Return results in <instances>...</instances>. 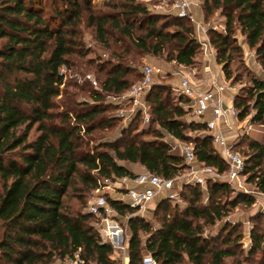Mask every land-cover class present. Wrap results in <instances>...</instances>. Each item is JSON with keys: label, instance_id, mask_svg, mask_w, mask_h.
Listing matches in <instances>:
<instances>
[{"label": "trees", "instance_id": "trees-1", "mask_svg": "<svg viewBox=\"0 0 264 264\" xmlns=\"http://www.w3.org/2000/svg\"><path fill=\"white\" fill-rule=\"evenodd\" d=\"M203 11L207 20L216 14L225 18V31H210L208 39L228 80H240L233 64L247 69L237 31L264 66V0H204ZM161 19L138 0L102 6L93 0H0V264H53L77 253L84 264H118L114 247L102 241L93 222L99 217L73 210L67 201L75 198L85 207L103 180L134 177L126 163L164 179L185 174L188 165L164 132L192 144L199 163L228 171L206 125L185 120L189 101L173 85L157 83L146 96L151 115L146 127L134 125L144 122L142 116L123 126L116 106L107 103L108 96L125 93L141 79L145 55L201 67L202 45L189 20ZM88 29L109 59L89 58ZM81 66L93 71L94 80H67L63 68L72 75ZM250 81L234 106L240 120L253 110L252 121L264 124V79ZM84 139L95 141L93 149L79 153ZM245 140L235 146L240 154ZM241 155L245 182L264 194V142L248 140ZM179 196L187 202L182 210H172L166 197L157 203L152 214L164 212L158 227L129 204L106 198L120 217L129 216V263L143 264L145 252L158 264H226L237 257L240 231L230 230L219 245L206 229L239 205L252 206L254 197L222 179H208L204 187L183 184ZM251 237V256L259 253L264 264V233L252 231Z\"/></svg>", "mask_w": 264, "mask_h": 264}, {"label": "built area", "instance_id": "built-area-1", "mask_svg": "<svg viewBox=\"0 0 264 264\" xmlns=\"http://www.w3.org/2000/svg\"><path fill=\"white\" fill-rule=\"evenodd\" d=\"M168 1L176 17L188 19L196 25L198 34L201 37L200 42L206 47V56H215L216 52L209 40L206 41L202 37H208L210 31H225L223 25L211 23V21H196L192 11V0ZM169 73L180 77L178 84L173 86L175 92L189 101L186 109L190 111L193 120L206 125L217 152L228 165L226 173H219L215 168L198 162L192 144L176 140L173 148L179 151L186 165H188V181L186 183L204 186L208 179H222L242 188V183L245 182V179L242 180L245 159L235 149V146L244 136L249 134L253 128V123H245L241 128L242 133L232 138L221 130V124L226 122V119L240 121L239 112L235 106H226L222 100L224 93L231 87V83L226 80L220 81L218 76L201 80L195 76L196 74L184 70L183 67ZM169 73L158 65H144L141 69L142 77L138 82L123 94L108 96V103L116 106V114L123 120V126H127L138 116H142L146 123L150 122V107L144 97L153 90L159 77ZM209 112L211 117H207ZM111 183H114V186H111ZM130 183L132 185H129ZM235 185L233 186L236 187ZM182 187L183 184H178L176 179H164L149 171L138 173L134 177L118 178L114 181L105 179L102 181L101 186L93 191L96 200L87 210L101 219L99 231L102 241L111 243L113 247L121 246L124 229L114 217H110L111 213L115 211L106 201L105 193L102 194V190L113 189L115 191V189H118L120 193L115 198L120 202L129 204L130 207L135 209V214L143 216L142 212L149 208V205L155 201L158 195L163 193V197L174 200L179 196ZM70 263L84 264L78 253L75 258L70 260ZM124 264H130L129 256L124 258ZM143 264L158 263L151 254L145 252Z\"/></svg>", "mask_w": 264, "mask_h": 264}, {"label": "rangeland", "instance_id": "rangeland-1", "mask_svg": "<svg viewBox=\"0 0 264 264\" xmlns=\"http://www.w3.org/2000/svg\"><path fill=\"white\" fill-rule=\"evenodd\" d=\"M108 0H93V3L97 6H102L104 3H106ZM147 5L149 11L153 14H158L160 17H162L161 21L164 20H169V21H174V13L171 10V7L169 5L168 0H138ZM195 1L192 0V11L194 14V17L196 21L201 22L200 19L198 18L197 13L195 12ZM211 23H215L218 25H223L224 29V22L225 18L222 17L220 14L214 15L211 19H209ZM186 24L192 25L194 28V34L195 37L198 39L200 42V35L198 34L196 25L192 22L185 21ZM91 29L86 30L85 33V43L87 48L91 50L89 54V58L94 59L95 61L98 60V58H101L103 60L109 59L110 55L107 51H105L98 43L97 41L93 38ZM237 37H239L238 41L240 45L242 46L241 42L244 39L240 31H237ZM203 38V37H202ZM201 43V42H200ZM202 45V52H201V60H202V65H196L194 68H189V67H183L184 70L190 71L194 74L197 75V72H201L202 70H199L200 68L203 69V65L207 59L206 56V47ZM243 49V48H242ZM215 53V52H214ZM216 54V53H215ZM243 59L244 63L247 65V69L241 67L239 63H235L232 65V69L234 71V76L237 75L240 77V80L237 83H233L232 80H228L226 77V81L230 82L231 87H229L225 93V95H233L235 94V89L236 92H243V89H246L251 86V81L250 77L251 76H256L259 78L264 79V66L261 65V63L258 61V57L256 55V52L254 49H249L246 47V49H243ZM212 60V68H213V76H218L220 81L224 80L223 74L219 71V68L217 66V63L215 62V58L211 57ZM141 67L147 64H152V65H158L161 66L167 73H169L172 70H177L175 68V65L173 62L167 61L165 57L159 58V57H153L151 55H145L140 59ZM221 66V69L223 67L222 63H219ZM140 67V69H141ZM200 67V68H199ZM246 67V66H245ZM67 76V80H72V81H77L81 84H83L86 80H89V77L94 80L95 76L93 74L92 70H89L88 67L81 66L78 69V74H72L69 75L70 72L67 71V69L64 68L63 70ZM82 73V75H79ZM172 73H169L167 75L161 76L157 79V83H168L170 85H173V77L171 76ZM180 78V77H179ZM90 81V80H89ZM178 84V83H174ZM73 89V88H71ZM144 100H146V97H144ZM171 101L177 102L178 101V96L176 95H171ZM107 103H108V98H107ZM252 105V102H251ZM251 114L247 116L245 119L240 120V121H235V124H231L230 126H225L221 128V130L225 134H229V137H234L235 135H238L242 133V127L245 125L247 122H252L253 123V128L250 130L249 134L244 136L247 140L241 142L242 144L240 146L241 149V154H244V151H246L247 148V143L248 140L250 139H256L260 142H264V124L261 123H254L252 121V116L254 114V111L251 110ZM134 120V119H133ZM185 120L187 122H190L193 120L191 113H189L186 117ZM132 122V121H131ZM122 125H123V120H122ZM150 123V122H149ZM149 123H146L145 121L142 122L140 121H135L134 125H138L139 128L146 127ZM129 124V123H128ZM234 132V133H233ZM192 136L196 135V132H190ZM147 137H151L147 136ZM243 137V138H244ZM164 139L168 141L172 147L176 143V140L173 139L169 134L164 132ZM95 142V141H94ZM94 142L91 141L89 142L88 139H84L81 147L79 149V153H85L88 150H92L94 146ZM173 151L176 153H179L177 149L173 148ZM126 165L131 168L134 173L138 174L141 172L147 171L142 165L140 164H131V163H126ZM188 170L185 172V174L181 175L180 177L176 178L178 184H186L188 181ZM243 181L245 177H242ZM232 185H235L234 183ZM111 186H114V183H111ZM236 186V185H235ZM204 187V186H203ZM234 187V186H233ZM183 188V187H182ZM181 188V191H182ZM237 191H243L246 194L252 195L255 199V203L252 206L246 207L245 205H239L237 208H235L232 213L228 216L225 217L224 219L217 221L215 225L207 227L206 229V235L209 237H215L217 238V243L219 245H222V242L224 241V237L228 234V232L232 229H237V231L241 232V240L239 241V248H234L238 256L237 257H230L226 259V264H259L260 262V254H256L255 256H251V249L253 248V240L251 237L252 231H260V233H264V194L260 193L253 184H248L246 182L242 183V188H239L238 186L234 187ZM106 191V192H105ZM180 191V192H181ZM105 193V197H117L119 196L120 191L118 189H109V190H102V194ZM162 199L159 198L157 201L159 202ZM96 200V196L93 192L87 196V206L81 207L79 202L75 198H71L70 200L67 201V204L70 205V207L73 210H78L81 209L82 211H88V207ZM154 202L149 205V208L145 210L143 213V216L147 221L152 223L154 227L159 226V217L163 215V211H159V217H155V215L152 214L153 211H156L157 209V203ZM204 203H209V200L207 197L204 198ZM171 208L172 210H182L184 206L187 205V202L181 197L178 196L176 199L170 201ZM142 215V214H141ZM110 217H114L118 221V223L122 226L124 229V236H123V242L121 246H115L113 257L117 261L118 264H124V258L126 256H129V246H128V241L130 239V232L127 230V221L128 217H120L117 213H111ZM94 224L100 229L101 226V219L99 218V221L97 219H93ZM143 238L145 236L143 235ZM264 245V243H263ZM53 264H71L70 260L68 261H61L57 260Z\"/></svg>", "mask_w": 264, "mask_h": 264}, {"label": "crops", "instance_id": "crops-1", "mask_svg": "<svg viewBox=\"0 0 264 264\" xmlns=\"http://www.w3.org/2000/svg\"><path fill=\"white\" fill-rule=\"evenodd\" d=\"M203 3H204V0H196L195 1V6H196V8H195V12L197 13V15H198V18L200 19V21L201 22H206V21H209V20H207L206 18H205V14H204V11H203ZM241 34V33H240ZM244 38V37H243ZM203 39L204 40H209L208 39V37H203ZM238 39H239V37H238ZM243 41L241 42V44H242V48L245 50L246 49V47H248L249 49H250V47L248 46V44L246 43V40H245V38L244 39H242ZM213 48V47H212ZM214 58H215V62L217 63V66H218V68H219V71L223 74V77H224V80H226L225 79V75H224V72H223V70L221 69V66H220V64L218 63V61H217V59H216V54H215V56H213ZM174 64H176L175 65V68H182V67H185V66H183V65H179V64H177V63H175V62H173ZM202 71L201 72H197V75L198 76H196L198 79H203V78H211L212 76H213V68H212V60H211V57H207V59H206V61H205V63H204V65H203V69H201ZM172 77H173V82H172V84H173V86H176V84H174V83H178V81H179V76L178 75H171ZM223 80V81H224ZM231 86H233V85H231ZM226 93V92H225ZM225 93H224V95H223V97H222V100H223V102H224V104L227 106V105H229V106H231V105H234V100H235V97H236V95H237V92H236V89H235V94H233V95H225ZM207 117H211V113L209 112L208 114H207ZM231 124H235V121L233 120V119H226V122H224V123H222L221 124V128L222 127H224V125L225 126H230L231 127ZM234 133V132H233ZM228 136H229V134H228ZM129 185H132V183H130ZM163 194V193H162ZM158 195L157 197H156V199H155V201L154 202H158L157 200L159 199V198H161V197H163V195ZM153 202V203H154Z\"/></svg>", "mask_w": 264, "mask_h": 264}]
</instances>
